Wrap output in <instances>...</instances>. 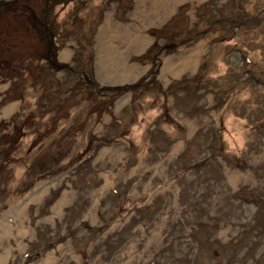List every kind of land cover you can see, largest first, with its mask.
Instances as JSON below:
<instances>
[{
    "label": "rangeland",
    "instance_id": "obj_1",
    "mask_svg": "<svg viewBox=\"0 0 264 264\" xmlns=\"http://www.w3.org/2000/svg\"><path fill=\"white\" fill-rule=\"evenodd\" d=\"M7 211L1 264H264V0H0Z\"/></svg>",
    "mask_w": 264,
    "mask_h": 264
},
{
    "label": "bare ground",
    "instance_id": "obj_2",
    "mask_svg": "<svg viewBox=\"0 0 264 264\" xmlns=\"http://www.w3.org/2000/svg\"><path fill=\"white\" fill-rule=\"evenodd\" d=\"M170 8H168V10H169ZM163 17V16H162ZM106 22H108L107 20H106ZM101 31V35H100V37H99V40H100V42H102L101 41V39H104V38H111V37H116V36H114V35H118V37L119 38H121L122 39V37H123V31H122V28L120 27V26H118L117 27V30H114V29H112V28H110V26H109V24H105L104 25V27H103V30H100ZM103 32H106V33H103ZM114 34V35H113ZM102 36H104V38H102ZM106 36V37H105ZM141 45V43H138L137 44V46H136V48L134 47V48H132V50H137L138 48H139V46ZM117 48V47H116ZM129 50H130V48H129ZM126 53H128L129 51H125ZM139 74V70L138 69H135V75L133 74L132 76H131V79L133 80V79H135V77L137 76ZM14 199H11L10 198V200H9V202H8V206H9V209H11V208H13L14 207V201H13ZM58 207H60V206H54V208H53V210L54 211H58ZM25 212H26V208H21V212H20V219H18V221L17 222H19V223H21V222H23L22 221V219H24L25 217ZM10 212L9 211H7V212H5V213H3L2 214V219H0V245H2V247L4 248V255L3 256H1L0 257V264H1V261L2 260H4V259H6V256L8 255V253H9V251H8V249H7V246H8V244H5V243H9V239H10V235L12 234V229H13V227H12V225L11 224H9L8 223V217L10 216V214H9ZM24 217V218H23ZM16 221H15V223H16ZM4 222V223H3ZM3 223V224H2ZM14 230V229H13ZM5 240V242H3ZM5 244V245H4ZM4 245V246H3ZM53 263H55V261L54 260H52V259H50V261L49 262H42V264H53Z\"/></svg>",
    "mask_w": 264,
    "mask_h": 264
},
{
    "label": "water",
    "instance_id": "obj_3",
    "mask_svg": "<svg viewBox=\"0 0 264 264\" xmlns=\"http://www.w3.org/2000/svg\"><path fill=\"white\" fill-rule=\"evenodd\" d=\"M58 68L59 69L64 68V65H59Z\"/></svg>",
    "mask_w": 264,
    "mask_h": 264
}]
</instances>
